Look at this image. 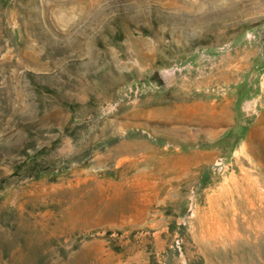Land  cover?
<instances>
[{
  "label": "rangeland",
  "instance_id": "rangeland-1",
  "mask_svg": "<svg viewBox=\"0 0 264 264\" xmlns=\"http://www.w3.org/2000/svg\"><path fill=\"white\" fill-rule=\"evenodd\" d=\"M0 264H264V0H0Z\"/></svg>",
  "mask_w": 264,
  "mask_h": 264
},
{
  "label": "bare ground",
  "instance_id": "bare-ground-1",
  "mask_svg": "<svg viewBox=\"0 0 264 264\" xmlns=\"http://www.w3.org/2000/svg\"><path fill=\"white\" fill-rule=\"evenodd\" d=\"M262 223V222H261ZM260 226H262V225H260Z\"/></svg>",
  "mask_w": 264,
  "mask_h": 264
}]
</instances>
